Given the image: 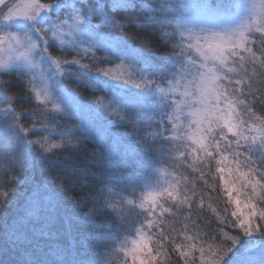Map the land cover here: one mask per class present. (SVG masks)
I'll return each mask as SVG.
<instances>
[{
  "label": "snow or ice",
  "instance_id": "1",
  "mask_svg": "<svg viewBox=\"0 0 264 264\" xmlns=\"http://www.w3.org/2000/svg\"><path fill=\"white\" fill-rule=\"evenodd\" d=\"M167 8L168 0H0V74H15L18 82L47 59L60 75L66 74V65L74 63L116 80L110 72L85 62L99 59L94 47L77 52L80 59L74 60L53 59L49 49L59 43L62 52L67 51V38L88 32L91 26L107 25L127 35V25L135 23L137 29L158 28L173 39L178 30L181 43L171 44L172 51L167 55L181 59L180 69L161 77L159 84L150 81L168 99L167 107L172 112L158 126L161 130L149 135L155 144L174 141L180 146L187 140L182 155L200 162L199 167L189 165L198 184L181 186L180 177L149 195L144 202L147 211L142 213L145 219L162 207L159 199L173 202L179 214L163 219L167 211L164 209L155 222L149 219L147 225L142 224L152 230L154 243H150L151 236L140 231L132 247L121 251L131 256V264H164L162 257L169 264H224L240 243L241 237L233 234L236 230L247 237L264 236V0L252 5L253 10L259 9L257 21L242 24L231 33L209 31L218 26L209 17L219 12V7L211 9L202 4L194 8L189 4V18L174 28L164 22ZM117 10L125 19H117ZM129 15L133 19H127ZM47 81L41 69V77L32 73L27 85L37 98L43 97L45 104L61 112ZM13 82L0 80V97L7 98V107L27 136L31 129L20 121L24 112L16 111V96L8 95ZM135 87L140 89L141 85ZM93 103L120 120L126 119L118 110H111L100 96ZM38 125L48 126L45 121L32 123L33 128ZM139 128V123H134L133 131ZM77 142L62 139L52 143L48 136L27 139L41 154L74 147ZM213 166L222 183L210 185ZM16 167L23 169V162L17 161ZM45 171L51 174V169ZM9 172L11 182L21 179L12 169ZM57 180L63 188V179ZM221 188L223 207L207 204L213 215L201 216L199 211L205 208V201L220 197ZM8 189L0 192V211L10 196ZM52 200V196L37 190L23 214L0 230V264H111L107 256L117 239L115 229H121L127 217H121V222L109 230L88 219L55 216ZM73 204L79 206L77 201ZM74 220L82 225V231L73 228ZM213 222L215 234H203V225Z\"/></svg>",
  "mask_w": 264,
  "mask_h": 264
},
{
  "label": "trees",
  "instance_id": "2",
  "mask_svg": "<svg viewBox=\"0 0 264 264\" xmlns=\"http://www.w3.org/2000/svg\"><path fill=\"white\" fill-rule=\"evenodd\" d=\"M237 1L168 0L164 22L174 28L184 15L185 6L191 3L207 4L211 9L219 7L217 14L223 15L227 14ZM117 19H125L120 10H117ZM127 19H133V17L129 15ZM126 30L128 33L124 35L107 25H100L98 28L91 26L90 33L95 40L101 35L112 38L109 40V45L105 46L108 50L110 47L115 48V52L106 49L102 53L97 52L96 56H107V58H101L96 63L85 62L97 65L102 69L113 68L118 62H123L133 69V72L128 71L126 74L124 70V75L122 74L120 79L102 80L95 75L83 73L80 70L81 66L73 63L67 66L66 72L68 71L69 74L67 78H63L66 88L72 96L86 104L90 109L88 112H94L99 118L97 122H104L120 145L123 144L121 149H114L110 141H102L98 138L96 130L94 131V127H91L84 111L77 112L72 109V106L65 105L63 111L59 112L51 104L41 103L36 99L31 88L27 85L29 79H26L25 76L18 82L15 81V74L0 76L2 80L14 81L9 85L8 95L16 96V111L24 112L20 121L24 127L31 129L25 136L16 118L12 117V112L2 114L0 117L2 123L0 130V192L9 190L8 188L11 189L5 207L0 211V230L7 222L23 214L37 190H41V195L53 197L50 206L53 214L57 217L73 216L79 219H88L98 226H108L109 230H112L114 223L121 222V217H127L123 227L115 229L114 235L117 236V239L113 251L107 256V259L111 264H125V261L127 264H131V256L125 255L121 249L131 248L132 242L139 239L140 231H145L146 235L151 236L150 243H154L156 239L152 235V230L143 228L142 224L147 225L149 219L155 222L159 213L164 209L167 211L164 212L163 219H170L173 214H179L178 209L173 206V202L166 203L163 199H159V204L162 207L156 208L155 215L149 214L148 219L142 215L147 211L145 199L169 186L160 182V173L157 171H165L166 177L170 179V184L180 177L183 178L181 186L188 183L198 184L196 173L189 165L195 164L196 167H199L200 162L193 161L191 156L185 159V156L182 155L189 142L185 140L180 146H176L174 141L155 144L149 135V133L161 130L158 126L163 123L166 116L160 111L161 100L166 98L159 88L150 81L156 80V83L159 84L161 76L156 72V69H169L168 60L175 56H169L167 52L172 51L171 44L181 43L179 32L178 30L175 32L173 39L165 36L158 28L137 29L135 23H129ZM127 46L137 50L141 56L127 52ZM76 53L77 51L72 49L62 52V49L57 45H55V49H50V54L60 60L80 59ZM176 58L181 61L179 57ZM89 71L94 72V70ZM125 81H127V86L124 85ZM136 84L141 85L140 89H143L141 92L136 91L140 90L135 87ZM161 87H166V85L161 84ZM96 96L104 98L111 110H118L126 119L120 120L110 112L98 107L93 103ZM28 108L33 111L26 112ZM257 114H259V110ZM34 121H45L48 126L38 125L33 128ZM134 123L140 125L137 132L133 131ZM7 127L11 129L10 132H14L16 135L20 134L22 144L25 143V146L18 147L16 140L5 136L8 131ZM42 136H48L52 143H58L62 139L73 140L74 144L75 141L78 142L74 147H66L63 150L53 149L49 154H41L33 150L32 146L27 143V139H36ZM20 149L26 150L24 157L21 153L19 154ZM17 161L23 162V169L16 167ZM45 168L51 169V174L45 171ZM9 169H12L21 179L11 182ZM57 177L63 179V188ZM205 178H208L206 169ZM209 183L210 185L222 183L215 174L214 166L212 179ZM220 191V197L205 201V208L199 211L201 216L213 215L207 208V204H211L213 208L223 207L222 188ZM205 195L207 196V192ZM73 201L79 202V206H74ZM107 205H112V207ZM142 205L144 206L142 207ZM72 226L76 230H83L77 220L72 222ZM201 231L206 235H214L216 232L215 222L204 224ZM233 234L241 237L240 243L226 258L224 264H238V261L247 254L248 248L264 245V236L259 234L247 237L238 230ZM161 259L164 260V264H169L167 259L163 257ZM172 259L174 260L175 257Z\"/></svg>",
  "mask_w": 264,
  "mask_h": 264
},
{
  "label": "rangeland",
  "instance_id": "3",
  "mask_svg": "<svg viewBox=\"0 0 264 264\" xmlns=\"http://www.w3.org/2000/svg\"><path fill=\"white\" fill-rule=\"evenodd\" d=\"M254 3L258 5L260 3V0H238L236 2V4L233 6V8L227 14L224 13L223 15H220V14L215 13V14L211 15L209 17V19H211L213 21V23L215 25H218V26L212 27L211 29H209V31H226L227 33H231L234 30H237L242 24H249V23H252L254 21H257V14L259 12V9H256V10L252 9V5ZM191 5H193L194 8H196V6H199L196 3H191ZM185 7H186V10L184 11V15L179 20L178 24H184L186 22V20L189 18V16H188V12H189L188 5H186ZM197 11H199L198 8H197ZM203 34H207V32H205ZM0 35H3V33H0ZM67 39H68L69 43L64 46L67 50L72 49L74 51L79 52L85 48L94 47L96 50V53L97 52L102 53L103 51H105L107 49V46H105V45H109L108 44L109 40H112V38H109L107 35H101L99 38H96L97 40H95V38L90 33V28H89L88 32H80V33L75 34L73 37H68ZM186 43H187V40H185V44ZM56 45L62 49V47H61V45H59V43H57ZM50 49H49V52H50ZM108 51L115 52V48L110 47V50H108ZM126 51L134 53L135 56L140 55V53L137 50L131 49V47H128V46L126 48ZM96 53H95V55H96ZM101 58L105 59V58H107V56L106 57L101 56V57H99L98 60H100ZM53 59H58V58L53 57ZM98 60H95L93 62L96 63V62H98ZM168 61H169V64H168L169 69L168 70H166L164 68H157L156 69L157 70L156 72H158V74L161 77L169 76L174 70L178 71L182 65V61H179V59L176 57L175 58H169ZM67 66H69V65H66V70H67ZM70 67H71V65H70ZM41 69L44 70L45 75H47V78H48L47 82L49 85L48 90H49L50 95L55 98L56 102L59 103V106L62 109H64V107H66L65 105H68V106H72V109H74L77 112L84 111V115L87 117L89 123L91 124V127H94L93 128L94 131L96 130V134L100 140L110 141L111 145H112V147H114V149L123 148V144L120 145V142L118 140H116L114 135L111 133V130L107 126H105L104 122H102V121L97 122L99 118H97L95 113L94 112L89 113L88 112V111H90L89 107L86 104L77 100L74 96H72L71 92L66 88V85L64 82L65 79H63V78H67V75L69 74L68 71L66 72V74L60 75L57 72L55 66L52 65L49 60L45 59V60L41 61V65H38L37 67L33 68L31 70V73H28L25 75L26 79H30L32 73H34L37 76V78L39 79L41 77ZM80 70L83 71V73L90 74L91 76L95 75L98 78L100 77V79H102V80L114 81V80L104 76L102 73L97 72V71L92 72V71H89L88 69H84L82 67H80ZM104 70L110 72L111 75L114 77H117V79H120V76H122V74L124 75V70H125L126 74H128V71H132V72L134 71L129 66L125 65V63H123V62L122 63L118 62L115 67L104 68ZM1 75L2 74H0V76ZM0 80H2V79H0ZM124 85L127 86V83H124ZM37 90H39V88H37ZM142 90L143 89L136 90V91L141 92ZM169 94L171 95V93H169ZM36 99L41 103H45L43 97H40V98L36 97ZM131 99L133 101H135L133 98H131ZM168 103H169V101L167 98L165 100H161L160 111L165 113V115L172 112V109L167 107ZM7 104H8L7 98L6 97H0V117L2 116V114L4 115L7 113H11V110L7 107ZM12 117L15 118L13 113H12ZM1 126H2V123L0 122V130L2 129ZM181 127H186V125L181 124ZM7 130H8L7 134L5 135L6 137L13 139V140H16V145L18 147L21 145L25 146V143L22 144V141H21L22 138H21L20 134L16 135L14 132H10L11 129H9V127H7ZM20 150L22 152L19 151V154L21 153V155H23V157H24L26 155V150L25 149H20ZM157 172L160 173V175H159L160 182L166 183L167 185H169L170 179H169V177H166L167 173H165V171H161V170H159ZM262 250H264V245H257L254 247L251 246L250 248H248L247 254L242 259H240L238 261V264H242V261H248V264H264V251H262Z\"/></svg>",
  "mask_w": 264,
  "mask_h": 264
}]
</instances>
